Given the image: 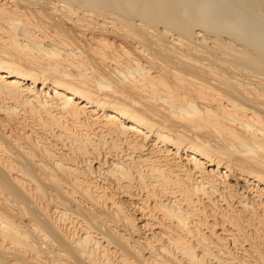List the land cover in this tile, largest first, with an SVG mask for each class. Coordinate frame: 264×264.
Wrapping results in <instances>:
<instances>
[{
  "label": "bare ground",
  "instance_id": "1",
  "mask_svg": "<svg viewBox=\"0 0 264 264\" xmlns=\"http://www.w3.org/2000/svg\"><path fill=\"white\" fill-rule=\"evenodd\" d=\"M0 264H264V0H0Z\"/></svg>",
  "mask_w": 264,
  "mask_h": 264
}]
</instances>
